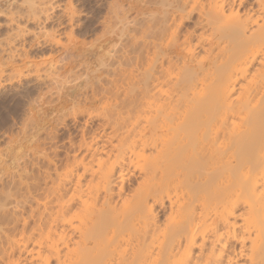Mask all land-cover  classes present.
I'll return each instance as SVG.
<instances>
[{
    "label": "bare ground",
    "instance_id": "1",
    "mask_svg": "<svg viewBox=\"0 0 264 264\" xmlns=\"http://www.w3.org/2000/svg\"><path fill=\"white\" fill-rule=\"evenodd\" d=\"M33 1L20 15L36 24L58 6ZM119 1L101 16L96 72L46 74L74 99L80 135L61 164L44 153L8 174L0 264H264V0H140L139 19ZM63 3L71 38L76 9ZM48 29L42 44L67 49ZM12 47L1 49L13 63ZM103 97L119 105L93 107Z\"/></svg>",
    "mask_w": 264,
    "mask_h": 264
},
{
    "label": "rangeland",
    "instance_id": "2",
    "mask_svg": "<svg viewBox=\"0 0 264 264\" xmlns=\"http://www.w3.org/2000/svg\"><path fill=\"white\" fill-rule=\"evenodd\" d=\"M22 1L24 2V0H0V18L2 17L0 19V46H3L4 48L5 47L7 48L8 46H11V47L15 46L14 47L15 49H17L18 51L20 50V52L22 51V53H23V55H21V56H18V55L14 56L13 57L14 58L13 63L7 62L5 59V55H4L5 53L3 52L4 50H2L3 47H0V50H2V51H0V57H1L0 58V63H1L0 64V72H1L0 73L1 74L0 75V190L3 189V183H5V181L8 179V174L16 173V172H22V174H24L26 172V170H25L26 167H28V168L34 167L35 168V166H38L42 162L41 161L39 163L38 161H40L43 157H45L43 155L44 153L48 154L50 156L52 155L51 157H53V156L55 157V155H56V158H54V159L57 160L59 162V164H61L62 161L64 162L65 159L67 158L66 153H67V147L70 143L69 141H71V140L73 141V140H76L79 138L80 131L76 130L77 125H76L75 118L73 116L74 114H70L71 110L73 111V109L75 108V105H76V104H74L75 103L73 101L74 99L70 97L68 92H66L62 89L60 90L59 88H57L58 85H56V84L50 85L53 82H51V80H49V75H46V74H48L50 70H52L53 72H54V70L55 71L56 70L58 71L60 69L63 70L64 69L63 67L64 66L67 67L68 64L70 66L73 64L74 67H73V65L71 67L78 69V70L74 69L75 70L74 72L78 71L77 72L78 74L86 71V69H87V71H92L93 73L96 72L94 70L97 67H99V64H100V60H99V56H100L99 54L100 53L97 52L99 49L98 46L100 45L98 42L100 40H102V37H101L102 35L100 36V34H102V32H100V31L103 30L101 28L102 24L100 21L102 20V18L104 16H107V13H105V15H104V12H106V10H107L106 3L107 2L110 3L111 0H91V1L90 0H72V5H74V8L76 9V11H75L76 18H75L74 25L71 26V28L73 29L72 33H75V34L74 35L72 34L71 38L67 37L70 39V41H73V39H74V41L71 43H70L69 39H67L66 36H64V34H62V35H63L65 40L62 39L63 37H61V35H60L63 30L65 31V29L68 28V26H67L68 24L65 22L66 25H64L62 23L63 25L59 26L58 19L56 17L57 16L56 14L59 15L61 12L60 10L62 8V5H59V4H61V3L64 4L63 2L65 0L63 2H62V0H60V1L52 0L53 2L58 3V6H57V4L55 6V3H54L53 4V6H54L53 10L48 11V12L52 11V13H54V15H53L50 12V14H52L53 17H51V15L49 14V18H48L49 20L48 19L45 20L43 18V21H42V18H40V22L39 23L37 22L39 25L36 24V22L34 20H32V19L29 20V18H28L29 22L25 21V20H27V18L25 16H24L25 20L23 19L22 15L25 13L24 11L27 9L26 7H28V6H26V4L30 3L29 2L30 0H25L24 3ZM31 1H33V0H31ZM36 1L37 0H34L33 3ZM122 1H123V3H122ZM122 1L121 0L119 1L121 3L118 2L122 6V7L120 6L121 8L119 7L120 9L117 7L119 10H121V12L119 11L118 15H122V12L124 9H125L124 15L126 17H128V19L129 18L135 19L134 17H136V18L138 17L137 19H139L140 18L139 15L142 12L146 13L143 10V7L142 8L140 7V5L142 4V2L140 0H133V1L132 0H122ZM109 3H107V4H109ZM130 3H132V4L134 3L133 4L134 9H133V5L132 4L130 5ZM94 4H95V6H94ZM137 5H138V7H137ZM60 6H61V8L59 9ZM88 6H89V8H88ZM103 6H105L106 8ZM117 6H119V5H117ZM140 9H142V11ZM22 10H24V11H22ZM22 12H23V14H22ZM77 12H78V14H77ZM20 13L22 15H20ZM101 16H102V18H101ZM131 16H133V17H131ZM13 18H15V19H13ZM15 20H17V21L19 20V22L15 21ZM55 20H56V22L54 23ZM61 20H63V22L65 21L63 19V17H61ZM5 21H7V23ZM88 22H90V23H88ZM14 23H16V24H14ZM18 23L22 24V25H20L22 27L25 26V27H23L25 35H23V38L20 39L22 41L16 40V39H19L17 37H16V39H14L15 36L13 35V33L15 31L17 32V30H14V29H16V28H14V26H16ZM24 23H25V25H23ZM56 23H57V25H55ZM34 24H36V25H34ZM78 24H79V26H78ZM54 25H55V27H54ZM187 25H190V23H187ZM12 26H13V29H10V28H12ZM41 26L44 28H42ZM26 27H27V29H26ZM138 27L136 29H138ZM48 28L49 29L52 28L53 30L55 29L56 30V36L58 35V37H59V35H60V37H59L60 41L63 40L64 41V42L62 41L63 44L69 43L70 46L69 45L66 46L67 49H65V48L61 49V46H56V45L52 46V45L42 44V40H43L42 38L43 37H41V34H39V33L41 30H43V29L47 30ZM140 29H142V28L139 27V30H136V31L142 32L143 30H140ZM1 30L4 32H2ZM37 31H39L38 35H36ZM57 31L60 33L58 34ZM136 31L133 33L138 34ZM80 35H82V36H80ZM12 36H13V38H12ZM73 36H75V38ZM7 38H8V40H7ZM31 38H32V40H31ZM128 38H123V40L128 39ZM131 38L132 37H130V42L126 41V42H128L127 43L128 46L133 45V42H132L133 39H131ZM13 39H14V41L12 42ZM29 39L31 40V42ZM33 39H35V40H33ZM26 40H27V42H25ZM28 41H29V43H28ZM35 41H38L39 44ZM16 42L18 43V45ZM21 42L23 43L24 46L21 44ZM40 42H41V44H40ZM74 42L77 43V45H76L77 47L75 45H72V44H76ZM126 42L124 44H126ZM118 43H120V41ZM121 43H123V42H121ZM129 43H132V44H129ZM93 44H95V45H93ZM117 44H116V48H115V50L117 52L116 51L115 52L117 54L118 53L120 54L123 52V50L122 51H118V50H120L119 48H121L122 46H121V44L120 45L119 44L117 45ZM78 45H83V46L87 45V46L86 47L80 46L81 47L80 48ZM92 45H93V47L94 46L95 47L93 48ZM71 46H73V48L75 47V49H73ZM117 46H119V47H117ZM43 48H44V50H43ZM68 48L69 49L72 48L73 49L72 51H75V52H72L71 49L68 50ZM117 48H118V50H117ZM126 48H125V50H126ZM128 48H130V47H128ZM128 48H127V50H129L131 52V50H130L131 48L130 49H128ZM17 50H15V54H17L16 53ZM51 50H52V52H51ZM39 51H40V53H39ZM129 51H126V52H129ZM92 53H94V54H92ZM31 54H33V56ZM1 55L4 56L3 59H2ZM32 57H34V58H32ZM18 58H19V60H17ZM4 59L6 62L3 61V63H2V60H4ZM63 60L64 61L66 60V61L64 62ZM61 61H63V62H61ZM53 62L54 63L57 62V63L53 64ZM83 62L85 64H82ZM60 63H62V64H60ZM29 64H31V65H29ZM59 64L61 67L58 66ZM79 64L84 66V68L82 66H81L82 67L81 68ZM86 64H88V66H86ZM36 65H39V68L42 65V67H41L42 70H41V68L39 69L38 67H37L38 69L37 68L34 69L35 68L34 66H36ZM62 65H64V66H62ZM54 66L55 67L58 66V68L59 67L60 68L56 69ZM78 66L80 67V69ZM32 68L35 70L34 73H32L34 71V70H32ZM1 69L4 71H1ZM11 69H12V72H9V71H11ZM23 69H26L28 71L23 70ZM19 70L22 72H20ZM36 70H37V72H36ZM80 70H83V71H80ZM40 71L41 72L44 71V72L40 74ZM34 74L37 75L38 77L35 76ZM121 75H123V74H121ZM63 84H65V83H63ZM48 85L54 86V87H50L51 88L50 89ZM55 85H56V88H55ZM65 86L68 87L67 84H65ZM54 90H55V92H54ZM103 98H102V100L95 102L97 104L94 103L95 105H93V107H95V108L98 107L97 109H99V107H100L99 104L100 105L104 104V107L110 108L112 102H113V104H112L113 107L116 106L115 104H118V103H114L115 99H113V101H112L111 98H106V97L104 99ZM109 99H110L111 103H109L110 102ZM116 101H118V100H116ZM72 104L74 105V107ZM69 105H70V107H69ZM72 107H73V109H72ZM101 107H103V106H101ZM122 109H123V107H122ZM99 120L100 119L98 117L92 118L93 123L98 122ZM90 125H91L90 122H88L87 128L88 127L90 128ZM48 127H50V128H48ZM48 130H49V132H48ZM47 135H50V137ZM42 149H44V150H42ZM58 162H57V164H58ZM0 195H1V199H0L1 203H3V202L6 203L8 200L7 199L5 200V197H4L5 191H3V193L1 192ZM12 204H14V203H9V205H12Z\"/></svg>",
    "mask_w": 264,
    "mask_h": 264
}]
</instances>
